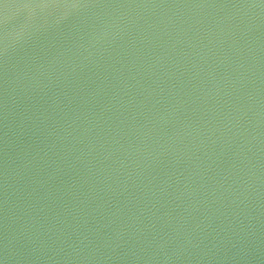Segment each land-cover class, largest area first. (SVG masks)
<instances>
[{"label": "water", "instance_id": "1", "mask_svg": "<svg viewBox=\"0 0 264 264\" xmlns=\"http://www.w3.org/2000/svg\"><path fill=\"white\" fill-rule=\"evenodd\" d=\"M0 264H264V0H0Z\"/></svg>", "mask_w": 264, "mask_h": 264}]
</instances>
